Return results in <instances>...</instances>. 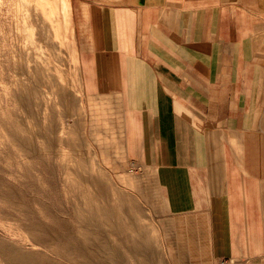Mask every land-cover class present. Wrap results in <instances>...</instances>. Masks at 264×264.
<instances>
[{"label": "crops", "instance_id": "0c3cea01", "mask_svg": "<svg viewBox=\"0 0 264 264\" xmlns=\"http://www.w3.org/2000/svg\"><path fill=\"white\" fill-rule=\"evenodd\" d=\"M71 2L83 95L157 173L191 256L264 264V0Z\"/></svg>", "mask_w": 264, "mask_h": 264}, {"label": "rangeland", "instance_id": "374dc122", "mask_svg": "<svg viewBox=\"0 0 264 264\" xmlns=\"http://www.w3.org/2000/svg\"><path fill=\"white\" fill-rule=\"evenodd\" d=\"M71 7L0 0V264H93L92 242L101 258L109 242L142 264L127 237L150 243L159 264H206L152 185L157 173L129 168L119 124L84 97ZM107 209L126 237L108 233Z\"/></svg>", "mask_w": 264, "mask_h": 264}, {"label": "bare ground", "instance_id": "6f19581e", "mask_svg": "<svg viewBox=\"0 0 264 264\" xmlns=\"http://www.w3.org/2000/svg\"><path fill=\"white\" fill-rule=\"evenodd\" d=\"M92 183L95 186H98V179H93ZM106 217L110 221V227L109 232L112 233H120L121 235H125L126 237V230L124 228H121V222L120 219L115 211V209H107L105 213ZM98 233L102 236L105 235V230L100 229L98 230ZM128 242L132 244L131 249L134 250L136 253L134 256L138 258L142 264H159L161 263L162 259L159 255L154 254L153 252H150V243H146V241L143 238H138L136 240H131L132 238L127 237ZM92 251L85 252V256L88 260V262L93 264H130V261L125 256L123 257L122 254L118 252V248L114 243H109L107 245V249L109 252V259L113 260V263L110 262L108 259L101 258L97 255L98 250L100 249L99 244H96L92 242L91 244Z\"/></svg>", "mask_w": 264, "mask_h": 264}]
</instances>
